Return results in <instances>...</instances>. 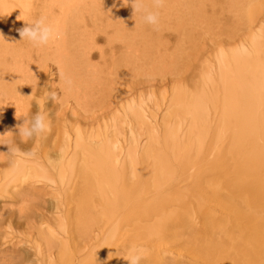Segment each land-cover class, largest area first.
Returning <instances> with one entry per match:
<instances>
[{
    "label": "bare ground",
    "instance_id": "obj_1",
    "mask_svg": "<svg viewBox=\"0 0 264 264\" xmlns=\"http://www.w3.org/2000/svg\"><path fill=\"white\" fill-rule=\"evenodd\" d=\"M159 12L0 0V264H264V0ZM41 16L60 38L35 48ZM36 103L55 126L22 142Z\"/></svg>",
    "mask_w": 264,
    "mask_h": 264
},
{
    "label": "clouds",
    "instance_id": "obj_2",
    "mask_svg": "<svg viewBox=\"0 0 264 264\" xmlns=\"http://www.w3.org/2000/svg\"><path fill=\"white\" fill-rule=\"evenodd\" d=\"M150 3L151 7L148 6L146 0H131L134 15L139 13L145 24L152 26L153 30L158 31L160 27L159 9L164 7L166 0H150ZM128 4L129 0H123L124 6ZM18 31L22 38L21 40H27L35 48L47 46L50 41H55L60 38L59 30L55 26L47 23L46 17L43 16L31 22H26V26ZM0 37H3V35L0 34ZM66 83L71 85L72 82L71 80H67ZM48 99L55 101L57 99V94L55 92L48 93ZM18 127L22 142H27L34 137H41L51 130L48 114L42 111H38L35 115H32L31 119H25L23 125ZM9 152L13 156L20 155L24 158H34L36 155V153L32 151L21 153L18 148L11 147H9ZM112 238L115 239V234ZM146 255L147 249L142 246L132 245L124 256L119 257L128 261V264H141V261L146 258ZM112 258L113 254L110 253L108 259L110 260Z\"/></svg>",
    "mask_w": 264,
    "mask_h": 264
},
{
    "label": "rangeland",
    "instance_id": "obj_3",
    "mask_svg": "<svg viewBox=\"0 0 264 264\" xmlns=\"http://www.w3.org/2000/svg\"><path fill=\"white\" fill-rule=\"evenodd\" d=\"M49 73L50 74H54L55 73V70H54V72L53 71H49ZM55 75V74H54ZM54 75H53V77L52 76H49L48 77V79H49V82H51L54 86H57L58 85V81H57V79H55V77H54ZM50 92H53L51 89L48 91V93H50ZM56 94H57V91H54ZM48 93H47V96L46 97H48ZM57 96H58V94H57ZM59 98H57L56 100H58ZM53 100L52 99H46V101H45V107H47L48 108V110L49 111H52V112H50L51 114V118H53V116H54V112H53ZM55 102H57V101H55ZM54 102V103H55ZM47 105V106H46ZM154 107V105L152 106H150V103H149V106H147V108H148V110H149V112L151 113V111H152V114H157L156 113V111H154V109L155 108H153ZM31 110H32V113H31V117H32V115H35L38 111H42V110H40V108L38 107V104L36 103V104H33L32 106H31ZM43 112V111H42ZM161 112V111H160ZM158 115V114H157ZM156 115V116H157ZM31 117H30V119H31ZM51 126H55V123H51ZM43 190H45L46 192H50L51 191V189H49V187H47V188H43ZM47 198H49L48 196H47ZM3 200L4 199H2L1 200V203H0V205H4V206H7V207H10V204L11 203H4L3 202ZM16 207H18V206H16ZM13 236V235H12ZM15 236V237H14ZM14 243H16L15 245L13 244V245H6L5 247H9V248H11V247H15V248H17V249H19L20 251H21V253L23 254V253H26V252H28V248H27V245L25 244V240L23 239V237L21 238L20 237V235H18V234H16V233H14ZM23 239V240H22ZM22 240V241H21Z\"/></svg>",
    "mask_w": 264,
    "mask_h": 264
}]
</instances>
